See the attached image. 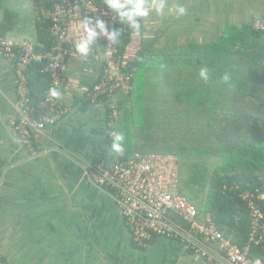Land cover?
Instances as JSON below:
<instances>
[{
  "label": "crops",
  "instance_id": "1",
  "mask_svg": "<svg viewBox=\"0 0 264 264\" xmlns=\"http://www.w3.org/2000/svg\"><path fill=\"white\" fill-rule=\"evenodd\" d=\"M30 1L32 21L28 20L25 29L35 38L36 17ZM98 1L106 8L104 0ZM169 3H182L187 14L177 19L150 13L139 18V33L119 21L117 25L122 30L117 39L118 54L123 66L134 74L130 106L136 118L141 119L138 132L145 142L146 126H157L149 119L158 118L156 111H148L149 107H174V101L166 100L165 90H175L173 83L179 66L175 65L176 56L139 59L144 47L152 46L150 50L155 51L186 43H212L228 27L247 26L264 19V0ZM84 12L76 6L69 24L72 44L62 68L64 87L58 99L73 110L37 136L34 151L16 132L20 121L18 77L14 64L0 56V258L5 264H227L222 260L219 244L209 239H202L195 249H187L182 241L155 237L146 248H139L115 193L89 179L88 170L94 165L102 162L111 167L115 163L111 159L113 138L106 109L102 104L87 102L105 63L103 44L96 42L87 59L73 54L75 42L83 33V28L77 30V26L87 19ZM23 22L20 20L19 26ZM13 40L34 43L23 37ZM118 126L120 120L112 132ZM153 160L163 186L171 192L166 180L174 177V160L165 164L157 158ZM167 218L179 229L184 226L177 214L169 213ZM202 249L213 258L202 257Z\"/></svg>",
  "mask_w": 264,
  "mask_h": 264
},
{
  "label": "trees",
  "instance_id": "2",
  "mask_svg": "<svg viewBox=\"0 0 264 264\" xmlns=\"http://www.w3.org/2000/svg\"><path fill=\"white\" fill-rule=\"evenodd\" d=\"M32 2L36 17L33 44L36 53L47 58L56 40L51 33L52 22L43 13L65 0ZM97 4L104 7L100 1ZM11 6L8 0H0V37L8 38L19 28L21 12ZM150 47H144L139 59L176 56L179 72L175 73V90H165L166 100L174 101V107H149L148 111L158 113L157 120L149 119L157 126H146L148 140L141 141V132L136 134L141 119L136 118L130 106L132 90L128 94L118 92L120 128L115 127L114 133L124 135L126 148L123 154L113 151L112 162L125 163L136 152L164 164L174 160V177L166 183L175 193L169 192L187 198L197 210L199 221L210 215L223 236L242 247L248 242L254 223L244 194H254L264 212V29H254L252 23L228 27L212 43H186L155 51ZM47 62L48 59L33 63L27 72L29 105L38 117L55 114L41 108L52 88L50 74L44 72ZM203 66L210 71L207 83L199 77ZM122 69L131 71L123 63ZM226 72L230 74L227 84L220 80ZM133 83L134 74L132 89ZM104 107L109 121V110ZM133 140L138 144L140 141L139 150L133 149ZM250 257L264 264V240L251 245Z\"/></svg>",
  "mask_w": 264,
  "mask_h": 264
},
{
  "label": "built area",
  "instance_id": "3",
  "mask_svg": "<svg viewBox=\"0 0 264 264\" xmlns=\"http://www.w3.org/2000/svg\"><path fill=\"white\" fill-rule=\"evenodd\" d=\"M97 3L98 0H65L64 4H56L54 10L43 13L44 17L52 22L51 33L56 40V46L47 58L37 54L31 42L0 37V56L14 64L18 77L20 121L16 132L32 151L35 150L34 141L37 136L47 126L54 125L72 110L62 106L58 99L52 98L48 92L41 108L55 114L36 116L29 105L28 69L33 63H43L48 59L44 72L50 74L51 89L56 88L61 92L64 87L62 68L72 44L69 24L75 16V7L84 9L86 18L91 20L93 26L97 20H101L109 32L118 28V17L115 13ZM253 27L264 29V20L255 21ZM96 42L103 44L105 63L87 100L91 105L102 103L108 108V127L114 139L116 134L112 129L120 119L116 95L120 91L128 94L132 90L133 71H123L117 41L112 42L106 35H100ZM155 163L153 159L136 152L125 163L109 168L101 162L88 170V177L96 186L111 189L115 193L125 223L139 248H146L155 237L182 241L187 249H195L199 247L202 239H209L219 244L223 254L222 260L227 264H263L260 260L250 257L251 245L264 240V212L256 202L254 194L243 196L250 203L254 223L248 242L240 247L223 236L210 215L199 221L197 210L187 198L170 193L163 186ZM169 213L179 215L185 229L172 225L167 218ZM200 252L204 258H213L206 250L202 249ZM0 264H5L1 258Z\"/></svg>",
  "mask_w": 264,
  "mask_h": 264
},
{
  "label": "clouds",
  "instance_id": "4",
  "mask_svg": "<svg viewBox=\"0 0 264 264\" xmlns=\"http://www.w3.org/2000/svg\"><path fill=\"white\" fill-rule=\"evenodd\" d=\"M105 6L108 10L115 13L120 24H126L139 33L141 23L139 18H146L150 13H155L158 17L175 16L177 19L185 16L188 9L182 3H169V0H104ZM147 25H145L146 27ZM83 28L81 38L75 42L74 55L87 59L92 53L93 46L96 39L100 35H106L109 40L116 42L118 37L122 35L121 29H116L109 32L105 23L97 20L95 25L91 24L90 19H85L77 26ZM98 29V31H97ZM199 77L206 83L210 78L209 68L203 66L199 70ZM220 80L222 83H229L230 74L224 73ZM49 95L52 98L59 99L61 92L56 88L49 90ZM113 151L117 154H123L126 148L125 137L123 134H117L111 145Z\"/></svg>",
  "mask_w": 264,
  "mask_h": 264
},
{
  "label": "rangeland",
  "instance_id": "5",
  "mask_svg": "<svg viewBox=\"0 0 264 264\" xmlns=\"http://www.w3.org/2000/svg\"><path fill=\"white\" fill-rule=\"evenodd\" d=\"M8 2H10L12 4V6H11L12 8L17 9L19 12L21 11L20 20L23 19V21H24L23 23L20 24L19 28H17L16 31H14L13 33L10 34L9 38L22 39V37H23L24 39L33 40V38H31L28 35V30L25 29V28H27L28 20L32 21V9H33V7H32L31 1L30 0H8ZM136 134L139 135L138 131H136ZM136 142L138 144V141H136V140L132 141V147L134 150L135 149L139 150L140 141H139L138 145L136 144ZM171 192L175 193V189L172 188Z\"/></svg>",
  "mask_w": 264,
  "mask_h": 264
}]
</instances>
